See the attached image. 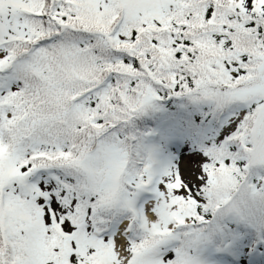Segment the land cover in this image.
<instances>
[{"label": "snow or ice", "instance_id": "snow-or-ice-1", "mask_svg": "<svg viewBox=\"0 0 264 264\" xmlns=\"http://www.w3.org/2000/svg\"><path fill=\"white\" fill-rule=\"evenodd\" d=\"M0 264H264V0H0Z\"/></svg>", "mask_w": 264, "mask_h": 264}, {"label": "trees", "instance_id": "trees-1", "mask_svg": "<svg viewBox=\"0 0 264 264\" xmlns=\"http://www.w3.org/2000/svg\"><path fill=\"white\" fill-rule=\"evenodd\" d=\"M161 99L157 102L155 108L149 109L146 113L138 116L134 120L132 130L137 133H144L152 128L158 126L167 132L175 123L181 121L189 130H194L200 126V134L209 130L203 121L204 115H210V106L206 103H195L186 96H176L174 94H165L164 91L160 93ZM160 106H164L165 111H160ZM217 118L212 116V120ZM144 142L146 139L143 137Z\"/></svg>", "mask_w": 264, "mask_h": 264}, {"label": "rangeland", "instance_id": "rangeland-1", "mask_svg": "<svg viewBox=\"0 0 264 264\" xmlns=\"http://www.w3.org/2000/svg\"><path fill=\"white\" fill-rule=\"evenodd\" d=\"M198 131L191 133L188 129L183 128L178 124L174 127L169 134L163 132V134H148L147 144L158 145L161 148L162 154H175L178 155L180 150L188 145L194 148L195 141L197 140Z\"/></svg>", "mask_w": 264, "mask_h": 264}]
</instances>
